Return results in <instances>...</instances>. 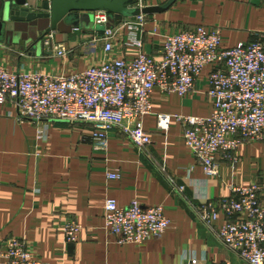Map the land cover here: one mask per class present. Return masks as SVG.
<instances>
[{
  "label": "crops",
  "instance_id": "1",
  "mask_svg": "<svg viewBox=\"0 0 264 264\" xmlns=\"http://www.w3.org/2000/svg\"><path fill=\"white\" fill-rule=\"evenodd\" d=\"M169 1L138 0L136 6H165ZM31 2L42 5L44 0ZM145 15L142 51L155 59H161L167 36L197 26L219 30L223 48L258 39L264 44V0H176L165 10ZM91 29L55 31V42L71 50L64 57L33 41L8 43L0 34V65L12 72L60 75L100 64L106 58L102 43L92 51V42L102 32L92 34ZM117 35L113 56H137L140 50L126 44L127 29H118ZM217 66H207L188 95L153 90V111L144 118L152 143L143 150L117 129L108 134V149L98 150L88 123L19 119L12 101L0 104V264L10 237L24 239L45 264H187L186 257L192 255L215 264H248L218 236L227 216L220 213L207 225L196 207L229 197L233 184L264 182V140L242 144L235 164L220 154L219 175L211 177L186 146L183 123L173 119L167 132L157 125L162 113L209 115V74ZM109 173L121 177L110 179ZM167 177L185 186L184 192L173 191ZM110 198L122 207L133 200L145 207L163 206L170 227L144 243L122 244L105 229ZM261 200L264 203V193ZM67 216L83 226L77 243H68L59 225Z\"/></svg>",
  "mask_w": 264,
  "mask_h": 264
},
{
  "label": "built area",
  "instance_id": "2",
  "mask_svg": "<svg viewBox=\"0 0 264 264\" xmlns=\"http://www.w3.org/2000/svg\"><path fill=\"white\" fill-rule=\"evenodd\" d=\"M140 7V6H138ZM95 25L111 23L107 12H94ZM146 15L123 18L93 39V49L102 43L106 58L71 74L42 71L12 72L0 65V104L12 101L19 119L36 122L63 121L92 125L91 140L96 149L106 151L109 132L119 130L134 146L143 150L152 143L144 127V118L153 111L152 93L185 96L194 91L204 69L218 66L209 74L208 96L211 113L204 117L159 114L158 128L167 132L173 119L183 123V139L204 173L219 175L218 156L223 153L233 164L236 152L247 142L264 140V44L258 39L248 44L223 48L219 30L204 26L167 36L161 59L142 51V28ZM85 27H73L80 33ZM126 28V44L140 51L132 59L113 56L118 29ZM48 52L67 56L65 43L55 42V32L44 37ZM90 50V53H92ZM40 131L39 138H45ZM120 173L108 178L119 179ZM173 191L184 192L171 177ZM231 195L196 207L198 218L210 225L220 213L227 221L218 236L230 251L248 264H264V182L248 186L231 185ZM163 206L145 207L133 200L122 207L116 199H107L105 229L119 237L120 243L141 244L160 237L170 227ZM68 243H77L83 226L72 217L59 222ZM4 264H45L24 239L10 237L1 253ZM187 264H215L197 256L186 257ZM231 264V263H225Z\"/></svg>",
  "mask_w": 264,
  "mask_h": 264
},
{
  "label": "water",
  "instance_id": "3",
  "mask_svg": "<svg viewBox=\"0 0 264 264\" xmlns=\"http://www.w3.org/2000/svg\"><path fill=\"white\" fill-rule=\"evenodd\" d=\"M175 1L165 6L138 7V0H44L42 5L31 0H0V34L7 37L8 43L33 41L42 46L45 35L51 32H68L78 25L86 29L93 26L92 34L104 32L123 18L159 12ZM99 11L110 15V24H94L93 13Z\"/></svg>",
  "mask_w": 264,
  "mask_h": 264
},
{
  "label": "rangeland",
  "instance_id": "4",
  "mask_svg": "<svg viewBox=\"0 0 264 264\" xmlns=\"http://www.w3.org/2000/svg\"><path fill=\"white\" fill-rule=\"evenodd\" d=\"M82 27H83V26H82ZM64 28H65V29H69V27H65V26H64Z\"/></svg>",
  "mask_w": 264,
  "mask_h": 264
}]
</instances>
